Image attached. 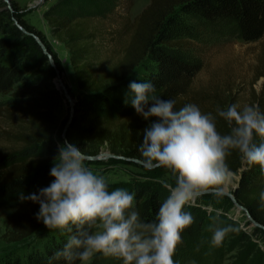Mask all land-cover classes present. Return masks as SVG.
Wrapping results in <instances>:
<instances>
[{"label": "trees", "instance_id": "obj_1", "mask_svg": "<svg viewBox=\"0 0 264 264\" xmlns=\"http://www.w3.org/2000/svg\"><path fill=\"white\" fill-rule=\"evenodd\" d=\"M59 2L71 14L60 17L46 12L45 16L53 33L68 48L78 91L74 93L73 114L68 113L57 125L55 113L60 93L54 80L62 70L61 63L44 34L23 19L17 5L8 9L0 0V202L32 190L42 178L53 182L50 170L65 141L87 156L98 155L107 143L115 156L148 169L133 159L144 162L139 152L145 129L141 125L155 118L145 120L130 101L125 104L131 95L130 83L151 82L155 94L173 100L178 110L189 104L192 79L200 69L191 45L200 28L212 37L228 33L246 42L264 36V0H151L135 17L120 58L102 70L89 21L112 12L121 0ZM37 37L46 45L56 66ZM262 45L258 78L264 77V42ZM255 103L264 113V82L260 94L255 95ZM230 105L232 101L221 102L217 108L227 109ZM217 126L222 133L229 132L226 122L218 116ZM255 142L264 140L256 137ZM227 163L234 173L245 166L233 193L263 226L247 219L246 225H252V229L241 227L239 220L229 215L235 203L228 195H203L185 208L194 223L182 234L183 242L173 257L175 264H190L201 249L218 248L236 251L230 264H264V171L258 165H249L238 151H232ZM164 171L158 168L152 176L159 178ZM166 184L169 183L139 181L118 188L134 194L142 220L152 222L169 195ZM39 210L38 203L25 200L8 215L5 235L10 242L26 241V251L20 254L15 249L5 250L0 253V264H67L62 258L52 259L66 243V234L48 230L42 238L35 237L45 226L37 219ZM229 225L235 231L228 234L222 246H213V230Z\"/></svg>", "mask_w": 264, "mask_h": 264}, {"label": "clouds", "instance_id": "obj_2", "mask_svg": "<svg viewBox=\"0 0 264 264\" xmlns=\"http://www.w3.org/2000/svg\"><path fill=\"white\" fill-rule=\"evenodd\" d=\"M129 87L131 95L125 104L130 101L145 120L155 118L144 129L139 147L145 166L165 169L174 184L165 185L169 195L155 220L145 222L135 195L123 188L110 190L106 177L88 166V156L65 141L50 170L54 177L50 186L38 195L20 196L21 201L40 205L37 219L47 229L67 235L54 260L91 264L100 254L122 264H175L182 234L194 223L185 208L203 195L221 197L228 191L234 180L227 163L232 151L264 171V142H255L256 137L264 140V113L258 105L218 107L214 116L196 104L177 110L173 100L155 94L151 82L132 81ZM217 116L226 122L229 132L218 130ZM233 231L231 225L215 228L211 244L222 246Z\"/></svg>", "mask_w": 264, "mask_h": 264}, {"label": "rangeland", "instance_id": "obj_3", "mask_svg": "<svg viewBox=\"0 0 264 264\" xmlns=\"http://www.w3.org/2000/svg\"><path fill=\"white\" fill-rule=\"evenodd\" d=\"M60 0H4L8 9H14L17 5L18 11L23 19L34 26L35 29L44 34L46 41L52 46L58 60L61 63L62 81L54 80V87L59 91V105L55 113V121L60 125L66 115L70 114V103L66 97L65 89L74 98V93L78 91L77 81L74 70L69 58L68 48L54 33L49 24L46 12L51 16L64 17L70 15L71 10L67 6L60 4ZM10 2V4H8ZM151 2V0H121L115 10L98 17L91 18L89 27L95 32L96 43L99 47L97 56L98 63H102L104 70L109 64L118 60L122 50L130 38L132 24L135 17ZM201 32L195 35L191 41L193 52L199 58L200 69L192 79L189 104H196L202 112L216 114L217 106L221 102L232 101L233 104L243 108L245 105H256L255 95L260 94L264 77L258 78L260 72V57L263 54L264 36L254 42H246L241 38L231 36L228 33L223 35L210 36V34L201 28ZM101 67V65H99ZM101 71V68H100ZM149 121L141 125V128H147ZM98 158L88 160L87 164L98 174L106 177L110 184V190L122 187L128 183L139 181H164L174 183L170 174L165 170L159 178L152 176L158 168L146 169L129 159L115 156L106 143L97 155ZM234 173V180L227 192L233 193L239 185L242 171ZM52 182L49 179L42 178L28 192L19 193L0 202V253L5 250L15 249L23 254L26 249L25 242H10L5 233L7 232V217L13 212L21 202L20 196L30 194H39L43 188L50 186ZM141 214V209L137 207ZM229 215L239 220L240 226L251 230L252 225H246L249 219L246 211H241L235 205ZM45 226L42 227L35 237L42 238L48 231ZM53 231V230H50ZM34 238V237H33ZM202 252V253H201ZM236 251L210 249L199 251L197 258L190 264H230L234 261ZM91 264H122L115 258H105L98 254Z\"/></svg>", "mask_w": 264, "mask_h": 264}, {"label": "water", "instance_id": "obj_4", "mask_svg": "<svg viewBox=\"0 0 264 264\" xmlns=\"http://www.w3.org/2000/svg\"><path fill=\"white\" fill-rule=\"evenodd\" d=\"M5 1H7V0H5ZM8 1H9V0H8ZM8 4H10V2H8ZM8 8H9V6H8ZM20 27H21V26H20ZM21 28H22V27H21ZM22 30H23L24 32L28 33L27 30H26L25 28H22ZM37 41L39 42V44H40L41 47L43 48L44 52L48 55L51 64H52L53 66H56V65H55V61H54V58H53V56L48 52V49H47L46 45L44 44V42H43L40 38H38V37H37ZM56 79H57L59 82L62 81V80H61V79H62V76H61V72H60V71H58V74H57V78H56ZM65 93H66V97H67V99H68V101H69V103H70V106H71V109H70V115H72L73 112H74V109H73L74 99H73L72 96L68 93V91H67L66 89H65ZM70 122H71V119H69L68 122L66 123L65 129H64L65 132L67 131V129H68L69 125H70ZM88 158H89L88 160H92V159L98 158V156H97V155H96V156H88ZM133 160H134L135 162L141 164V165H145L144 162H142V161H140V160H138V159H133ZM224 195H228L229 197H231L232 200H233V202L235 203V205L238 206L239 209H240L241 211H242V210H243V211H246L247 214H248L249 219H250L255 225H257V226H263L262 224L258 223L257 221H255V220L252 218V216L250 215L248 209L239 203V201H238V199L236 198V196L234 195V193L225 192Z\"/></svg>", "mask_w": 264, "mask_h": 264}]
</instances>
